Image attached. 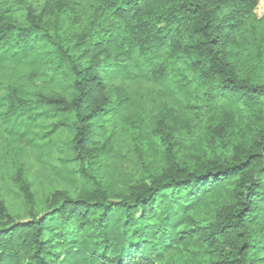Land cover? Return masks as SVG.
Instances as JSON below:
<instances>
[{"label":"trees","instance_id":"trees-1","mask_svg":"<svg viewBox=\"0 0 264 264\" xmlns=\"http://www.w3.org/2000/svg\"><path fill=\"white\" fill-rule=\"evenodd\" d=\"M256 1L0 0L7 128L30 142L66 133L76 163L60 168L72 194L18 219L0 200V264H264ZM142 82L170 104L153 117V153L131 130L132 159L113 137L138 116ZM198 130L191 156L176 135Z\"/></svg>","mask_w":264,"mask_h":264},{"label":"rangeland","instance_id":"rangeland-1","mask_svg":"<svg viewBox=\"0 0 264 264\" xmlns=\"http://www.w3.org/2000/svg\"><path fill=\"white\" fill-rule=\"evenodd\" d=\"M33 2V1H32ZM34 4V3H33ZM257 17L264 15V0H257L254 7ZM67 21L71 22V18ZM64 24V23H63ZM258 53L261 60L260 69L264 72V46L251 47L250 52L254 55ZM247 51H241L240 56L246 58ZM245 60V59H244ZM11 80L14 83H25L26 79L24 71L21 69H7ZM264 78V76H259ZM27 85V84H25ZM4 88H0V98L4 95ZM133 91L140 98L141 108H139L138 116L133 117L131 122H127V126H117L113 137L114 148L122 151L134 159L132 150V133L135 127L136 132L141 128L138 140L142 145L143 152L153 153L149 146L159 144V139L154 137L152 128L153 117L160 114L162 106L169 105L165 93L160 87L147 83H136ZM7 106H0V200L3 201L6 212L13 218L18 219L24 217L30 208H39L45 205L46 199L54 192H63L72 194L75 191L71 181L64 177L60 172L64 163V159L70 157L64 146L66 142V133L62 132L55 139L50 141H28L26 138L16 136L8 130V122H6ZM201 135L199 130L193 131L189 138L181 137L179 132L176 135L181 149L188 155L193 156L199 153L200 147L195 144ZM34 142L36 146L34 145ZM220 144V143H218ZM38 145V146H37ZM202 148H206L204 145ZM75 162L70 161L65 165L66 168H75ZM64 168V167H63ZM31 193V200H28L23 188ZM28 201H31L30 203Z\"/></svg>","mask_w":264,"mask_h":264}]
</instances>
